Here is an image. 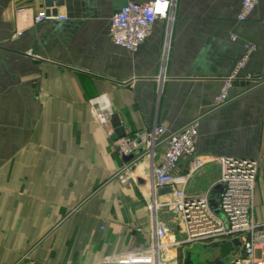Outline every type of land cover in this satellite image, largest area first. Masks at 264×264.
<instances>
[{"label": "crops", "instance_id": "0c3cea01", "mask_svg": "<svg viewBox=\"0 0 264 264\" xmlns=\"http://www.w3.org/2000/svg\"><path fill=\"white\" fill-rule=\"evenodd\" d=\"M149 1L64 0V19L36 23L44 0H0V264L26 253L44 264L93 263L152 237L147 203L167 196L153 170L164 139L154 158L143 150L125 161L111 120H94L105 100L127 136L194 121L199 152L255 159V216L264 221V0L245 20L243 0H176L172 22L157 20L137 49L114 43V15ZM188 167L183 159L178 172ZM208 179L197 176L187 193L204 192Z\"/></svg>", "mask_w": 264, "mask_h": 264}, {"label": "built area", "instance_id": "2783aa9c", "mask_svg": "<svg viewBox=\"0 0 264 264\" xmlns=\"http://www.w3.org/2000/svg\"><path fill=\"white\" fill-rule=\"evenodd\" d=\"M256 0H243L239 19L248 18ZM176 0H151L146 3L129 2L112 18L110 35L114 43L129 51L137 49L148 37L154 23L162 19L168 24L174 19ZM60 17L52 10H39L34 22ZM169 43L164 46L163 65L168 58ZM246 59V58H245ZM245 59L239 62L241 66ZM165 76H158L162 86ZM232 78L227 79L217 104L227 102V92ZM106 99V97H104ZM110 104L96 107L94 120L100 125L108 124L113 115ZM111 131V130H110ZM111 134L113 131L110 132ZM197 124L190 122L181 129L166 134L163 124H156L149 132L135 136L116 137L114 146L122 155L136 154L145 150L152 158L156 148L165 143L161 159L154 165L155 188L171 187L165 199L155 197L147 206L152 212V237L143 244L115 256L84 264H183L181 250L184 246L224 240L238 242V250L225 264H264V221L255 216V192L258 164L253 158L210 155L197 150ZM188 159L185 173L178 172V165ZM218 167L217 178L210 177L204 192L190 195L187 188L205 169ZM209 177V176H208ZM124 177L122 182H127ZM218 187L216 196L213 190ZM160 212H166L176 225L171 230ZM139 231H143L140 227ZM15 264H44L34 260L30 254L22 255Z\"/></svg>", "mask_w": 264, "mask_h": 264}, {"label": "rangeland", "instance_id": "374dc122", "mask_svg": "<svg viewBox=\"0 0 264 264\" xmlns=\"http://www.w3.org/2000/svg\"><path fill=\"white\" fill-rule=\"evenodd\" d=\"M220 174V170L218 167H213L210 170H203L201 172V176L203 177V181H207L208 176L211 177L212 179L217 178ZM209 180V179H208ZM170 223V229L175 230L176 225L174 224L172 218L169 219ZM169 225V224H168ZM218 244L216 247H210L211 245ZM210 247V248H207ZM237 247V244L235 240H231V242H228L227 239L224 240H212L208 242H203V243H193L188 246H184V248L181 250V256L183 255V252L187 249H191L192 251V259L195 260L196 258H204V257H212L213 255L215 256H220L222 260H227L232 257L233 251ZM238 250V247L236 248ZM184 257V256H183ZM79 264V263H78Z\"/></svg>", "mask_w": 264, "mask_h": 264}, {"label": "water", "instance_id": "95a60500", "mask_svg": "<svg viewBox=\"0 0 264 264\" xmlns=\"http://www.w3.org/2000/svg\"><path fill=\"white\" fill-rule=\"evenodd\" d=\"M64 3V0H44V3H43V7L46 8L49 12V10H52V13L54 15H57L58 14V10L57 8L62 6ZM111 123L115 129V132L117 134L118 137H124L127 135L126 133V130L124 128V126L122 125L121 123V120L119 118V115L117 113H113L112 117H111ZM133 154H130V155H124L123 156V159L125 161H129L133 158ZM218 189V187H216L214 190H213V194L215 193V191ZM157 192L160 194V195H165V194H168L170 192H172V189L171 187H162V188H159L157 189ZM236 244H238L237 241H235ZM218 246V244H214V245H211L210 247H216ZM207 246V248H210ZM183 264H225L227 260H222L220 256H215L213 255L212 257H204V258H196L195 260H193L191 257H192V251L191 249H187L183 252Z\"/></svg>", "mask_w": 264, "mask_h": 264}]
</instances>
